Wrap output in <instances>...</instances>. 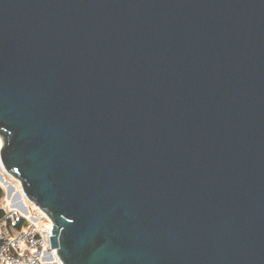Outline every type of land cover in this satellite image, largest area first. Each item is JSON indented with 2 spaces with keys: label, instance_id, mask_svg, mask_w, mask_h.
Instances as JSON below:
<instances>
[{
  "label": "water",
  "instance_id": "95a60500",
  "mask_svg": "<svg viewBox=\"0 0 264 264\" xmlns=\"http://www.w3.org/2000/svg\"><path fill=\"white\" fill-rule=\"evenodd\" d=\"M0 143L60 264H264V0H0Z\"/></svg>",
  "mask_w": 264,
  "mask_h": 264
},
{
  "label": "built area",
  "instance_id": "2783aa9c",
  "mask_svg": "<svg viewBox=\"0 0 264 264\" xmlns=\"http://www.w3.org/2000/svg\"><path fill=\"white\" fill-rule=\"evenodd\" d=\"M16 200H0V264H60L50 247L52 222L30 203L22 211Z\"/></svg>",
  "mask_w": 264,
  "mask_h": 264
},
{
  "label": "rangeland",
  "instance_id": "374dc122",
  "mask_svg": "<svg viewBox=\"0 0 264 264\" xmlns=\"http://www.w3.org/2000/svg\"><path fill=\"white\" fill-rule=\"evenodd\" d=\"M0 174L3 177V183H1V185L5 191V198L12 200L13 198H16L18 195H20V189L17 182L9 177L1 168ZM9 195L10 197H8ZM16 202H19V200H16L15 203ZM21 202L23 203L24 207L30 210L31 205L23 197H21Z\"/></svg>",
  "mask_w": 264,
  "mask_h": 264
},
{
  "label": "trees",
  "instance_id": "16d2710c",
  "mask_svg": "<svg viewBox=\"0 0 264 264\" xmlns=\"http://www.w3.org/2000/svg\"><path fill=\"white\" fill-rule=\"evenodd\" d=\"M5 197V191L4 189L0 186V200H2Z\"/></svg>",
  "mask_w": 264,
  "mask_h": 264
}]
</instances>
